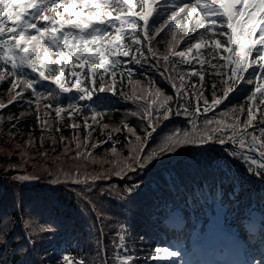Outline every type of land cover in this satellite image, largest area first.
Wrapping results in <instances>:
<instances>
[{
	"label": "trees",
	"instance_id": "1",
	"mask_svg": "<svg viewBox=\"0 0 264 264\" xmlns=\"http://www.w3.org/2000/svg\"><path fill=\"white\" fill-rule=\"evenodd\" d=\"M156 11L160 13L156 17L159 24L165 18L166 9L158 5ZM152 32H155V27ZM171 39V32H162L156 38L159 43L153 41L158 57L167 54ZM182 47L183 44L180 45ZM200 58L205 59V56ZM155 63V60L144 64L132 61L116 69L115 94L97 93L100 99L93 108L85 106L71 117L67 112L56 116L55 105L45 108L47 101L37 104L31 90L24 93L23 100L0 110L3 117L0 123V162H5L4 165L0 163V264H63L61 257L65 254L83 260L85 264H99L101 257L97 252L104 247L107 248L106 264H117L113 259L116 252L111 241L118 230L126 232L127 248L135 264H168L167 261L150 259V252L156 246L167 247L175 236L180 238V235L174 234L177 231L187 244L199 227L201 230L206 227L217 231H221L218 226L230 227L244 244L257 235L260 240L264 238V184L247 171V163L230 155V144H213L211 147L189 145L176 154L153 161L146 170L129 172L123 179L113 175L95 183L91 180L88 183L75 182L74 174L78 169L81 180L85 179V172L96 175L111 169L112 165L105 161L113 160L110 152L113 144L124 157L129 155L131 134L123 127L125 122L137 134L144 135V122L131 114L137 109V104L128 99L133 91L139 96L143 94V89L158 87L165 95L174 96L171 81L160 77L151 66ZM195 67L200 68L198 64ZM128 68L133 70L131 77L128 76ZM188 68V65H181L180 71H187ZM222 71L227 72L228 69ZM203 72L205 96L212 99L213 83L217 85L216 94L222 95L224 86L220 83L221 77L216 76L208 65ZM105 78L112 84L110 76ZM149 78L152 84H149ZM10 80L0 82V101L5 103L10 98ZM135 81L141 83L136 84ZM190 83L199 87V78L191 77ZM253 87L241 84L224 103L207 113V117L219 119L233 107L239 110L243 106L246 109L249 101L245 97ZM38 90L42 93L57 91L44 83L38 85ZM75 95L74 90L61 94L57 100L66 107ZM172 103L175 108V98ZM192 103L195 104L194 99ZM93 109L102 113L97 122L91 118ZM9 116L14 119L9 121ZM203 118H200L201 121ZM86 119L92 125L91 129L83 128ZM244 119L246 112L241 116V122ZM72 124L81 127L73 129L70 127ZM103 124H108L109 129L102 130ZM261 126L264 125L258 121L257 128ZM117 128L121 131L113 132V139L109 140L108 133ZM188 128V118L173 115L157 130L146 151L156 147L166 133ZM89 131L92 134L87 150L93 156L74 159L77 151H84L83 147L77 149L76 144H83ZM30 137L34 146L41 148V154L46 155L34 159L37 149L31 145L28 150L25 147ZM131 139L134 140V137ZM98 141L107 143L91 149L90 144ZM17 144L22 147L17 148ZM66 148L70 149L67 153ZM21 152L27 155L22 156ZM18 169L40 179L31 186L22 185L12 177L20 171ZM57 178L59 182L52 183ZM136 181H140L141 186L134 192H127L126 189ZM249 223L252 226H248ZM36 225L50 227L53 231L35 232L33 228ZM101 226L103 237L100 236ZM262 253L264 256V250Z\"/></svg>",
	"mask_w": 264,
	"mask_h": 264
},
{
	"label": "snow or ice",
	"instance_id": "2",
	"mask_svg": "<svg viewBox=\"0 0 264 264\" xmlns=\"http://www.w3.org/2000/svg\"><path fill=\"white\" fill-rule=\"evenodd\" d=\"M158 5L166 9L165 18L159 24L156 20L160 15L156 11ZM169 31L172 39L168 42L167 54L158 57L153 41L159 43L156 38ZM204 49L206 52L202 51ZM205 55L211 59L200 58ZM150 60L156 61L151 66L158 75L171 81L174 96L165 95L158 87L143 89L139 96L133 91L128 99L137 104V109L131 114L144 122V135L137 134L125 122L123 127L134 137V140L131 137L128 140L129 155L124 157L113 144L110 149L113 160L105 161L112 168L96 175L85 172L84 180L79 178L78 169L74 174L75 182L88 183L91 180L95 183L113 175L123 179L129 172L146 170L153 161L176 154L189 145L211 147L213 144H230V155L247 163V171L264 184V126L257 128L258 121L264 125V0H179L175 4L171 0H0V82L11 78L10 98L7 103L0 101V110L23 100L24 93L31 90L37 104L47 101L45 108L55 105L56 116L67 112L71 117L85 106L93 108L100 99L97 93L115 94L116 69L132 61L144 64ZM220 60L224 63H219ZM181 65H188V70L180 71ZM205 65L221 77L220 83L224 86L222 95L218 96L217 85L213 83L211 100L204 94ZM29 71L35 75L30 76ZM127 73L131 77L133 70L128 68ZM106 76H110L112 84L108 83ZM191 77L199 78V87L190 83ZM42 81H50L57 91L40 92L38 85ZM135 83L140 84L141 81ZM152 83L149 78V84ZM241 84L254 86L245 97L249 101L247 108L241 106L237 110L233 107L219 119L208 118L207 113L224 103ZM74 90L76 95L70 98L66 107L57 100L61 94ZM245 112L246 119L241 122ZM101 115L100 111L93 109V122H97ZM173 115L188 118L190 128L166 133L156 147L146 151L154 134ZM13 119L8 117L9 121ZM2 122L3 117L0 116ZM70 127L79 129L81 126L72 124ZM83 128H92L87 119ZM103 129H109V125L103 124ZM119 131V128L110 131L108 139L112 140L113 132ZM91 134L89 131L83 144H76L77 149L83 147L84 151H77L74 159L93 156L87 150ZM26 143L34 146L31 137ZM103 143L107 141H98L90 147L96 149ZM16 147L22 146L17 144ZM69 150L66 148L65 153ZM20 155L27 153L21 152ZM14 179L38 181L40 177L20 175ZM58 182V178L52 181ZM140 186L141 182L136 181L126 191L134 192ZM33 231L50 233L53 229L36 225ZM103 235L101 226L100 236ZM127 238L126 232L118 230L111 241L116 252L113 259L117 264H135L127 248ZM97 255L101 257L99 264H106L107 248H101ZM181 256L180 250L166 246H156L150 252V259L167 261L168 264H178L173 258ZM61 260L63 264H85L83 260L67 254ZM247 264H253V261ZM256 264H264V258Z\"/></svg>",
	"mask_w": 264,
	"mask_h": 264
},
{
	"label": "rangeland",
	"instance_id": "3",
	"mask_svg": "<svg viewBox=\"0 0 264 264\" xmlns=\"http://www.w3.org/2000/svg\"><path fill=\"white\" fill-rule=\"evenodd\" d=\"M179 0H171L172 4L178 3ZM182 30V29H181ZM170 32V31H169ZM168 32V33H169ZM207 39V37H206ZM204 52H206V49L202 50ZM206 59H211V57L205 55ZM123 59V58H122ZM79 71V70H78ZM29 75L30 76H34L35 74L30 73L29 71ZM69 79L71 80V77H69ZM44 83L46 84L48 87L52 88L55 87L54 85L51 84L50 81H42L41 84ZM25 147L27 148V150L30 148V145L25 144ZM33 148L37 149V152L34 155V159H38L42 154H41V148L39 147H35L33 146ZM41 151H40V150ZM2 165H4L5 162H0ZM9 163L11 164L12 162L9 161ZM19 172L15 173L12 177L14 179V177L20 176V175H29L28 173H24L23 171H21V169ZM15 180V179H14ZM17 182H19L22 185H33L36 181H19L16 180ZM171 222L175 223L176 220H171ZM248 226H252L251 223L248 224ZM228 237H223L225 235H223V232L221 231H213L212 234L210 235V237H208V233H202V232H198V235L195 236V239L193 241L189 240L188 244L186 247H189L191 245V243L194 245L193 248H196L197 251L196 252H192V251H185V247L181 248V249H177L180 250L182 252V256L179 257V263L180 264H185V261H187L188 263L193 261L195 259V257L199 258L200 256L202 257L199 261H206V260H213L214 257L218 258V257H222L220 260L221 264H227L228 263V258L231 257L232 255H236L238 256L239 254V250H241L242 248L240 247L235 235L233 234V231L229 228L226 229ZM224 238V239H223ZM176 240V238H174ZM223 243H226V245H222L219 247H225V251L223 253L219 252L218 248L214 249V252L209 254L207 250H203V246L204 244H208V249L212 248L213 244L216 243V241H222ZM249 248V253L246 254L245 258H249V261H253V264H256V262H258L261 258H264L263 256V250H264V238L260 240L259 235L257 236L256 241H252V243L247 247ZM185 252V253H183ZM176 259L177 258H173Z\"/></svg>",
	"mask_w": 264,
	"mask_h": 264
}]
</instances>
